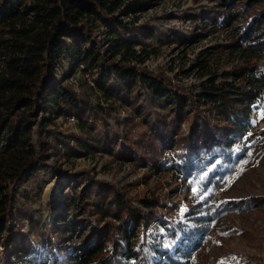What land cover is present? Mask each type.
I'll use <instances>...</instances> for the list:
<instances>
[{"label": "trees", "instance_id": "16d2710c", "mask_svg": "<svg viewBox=\"0 0 264 264\" xmlns=\"http://www.w3.org/2000/svg\"><path fill=\"white\" fill-rule=\"evenodd\" d=\"M212 1L216 6L201 16L203 29L197 38L225 33L236 23L234 35L227 36L230 43L215 49L236 55L237 63L231 71L216 74L213 55L206 50L191 71H201L208 79L187 89L145 68V51L125 37L147 1L0 0V264H150L142 244L138 245L139 233L156 220L165 227L172 224L170 235L177 238L181 233V240L172 252L151 248L160 256L153 264H191L193 253L204 246L219 218L239 208L190 202L185 224L169 220L163 211L174 208L159 197L143 198L136 205L128 192L103 182L100 193L114 194L113 201L90 208L89 184L63 203L59 217L63 221L75 207L98 220L78 247L64 245L42 253L26 245L22 233L28 211L23 199L28 195L20 193V188L40 172L54 171L50 164L54 154L76 150L82 156L92 148L80 135H64L55 127L58 118L75 117L81 132L89 126L96 130L89 98H80L67 83L81 66L84 73L97 72L94 83L104 100V105H97L101 112L119 115L120 109L131 110L115 121V129H126L120 138L116 135L123 157L156 173L173 172L182 184L188 183L186 192L200 179L201 170H208L218 159L231 164V169L210 174L206 183L202 181L205 188L218 186L247 158L250 149L243 147L238 157L235 148L250 130L253 107L264 93V71L259 70L264 57V0ZM99 28L103 33H96ZM202 112L207 117H201ZM139 124L147 131L133 139ZM165 152L172 154L163 157ZM85 173L79 171L77 176ZM249 203L255 208L258 199ZM80 225L84 232L90 227ZM18 234L22 244L15 246Z\"/></svg>", "mask_w": 264, "mask_h": 264}, {"label": "rangeland", "instance_id": "374dc122", "mask_svg": "<svg viewBox=\"0 0 264 264\" xmlns=\"http://www.w3.org/2000/svg\"><path fill=\"white\" fill-rule=\"evenodd\" d=\"M143 1H147L146 9L137 14V23L131 26L132 31L125 37L137 49L145 51L147 60L144 67L149 71L165 75L172 83L188 89L199 86L208 79L207 76H201V71H191L197 58L206 50H210L213 55L211 62L216 74L231 71L235 66L238 57L229 55L223 48L215 49V46L230 43L231 38L227 36L234 35L236 23L225 33L197 38V32L202 33L203 29L200 18L216 6L215 2ZM133 18L130 16L128 21H132ZM96 33H103L102 29H97ZM64 66L68 72L70 65L66 63ZM80 69L67 83L80 98L81 96L89 98L90 106L94 107L89 108V113L91 118L94 115V120L91 121L96 130L89 126L86 131L81 132L77 120L73 123L65 117L58 118L55 127L64 135L74 133L80 135V138L92 148L84 151L87 153H82V156L75 154L76 150L71 154H67L66 150L64 154H54L50 159V164L56 167L54 171L40 172L20 188V193L28 195L23 199L28 208L24 216L26 226L22 231L26 235L25 244H31L42 253H51L64 245L78 247L87 233L97 227L98 220L94 216H88L81 208L75 207L76 210L71 209L68 219L63 221L59 219L63 214V203L74 195L78 196L89 184H92V187L86 193V201L90 208L109 203L113 201L114 194L100 193L104 186L103 182H106L128 192L136 205L140 204L143 198L159 197L169 208H174L163 211L169 220L185 224L189 223L186 219L190 202H211L219 207L239 206L237 210L227 211L219 218L215 228L207 234L208 240L204 246L193 253L191 264H264V93L253 107L250 130L243 141L237 144L238 148H235V156L238 157L241 156L243 147L250 149L247 158L230 174H226L218 186L211 185L205 188L202 181L206 183L210 174L220 172L225 174L226 170L231 169V164L223 162L222 158L218 159L208 170L205 168L201 170L200 179L194 182L188 193L186 192L188 183L182 184V180L173 172L156 173L154 171L157 170L145 167L135 159L123 157L121 141L116 139V135L119 134L120 138L126 129H115V121L117 116H126L131 110L120 109L119 115L115 112L112 114L101 112L97 105H104V100L96 85L92 86L83 78ZM259 70L264 71V57L259 63ZM94 73L91 74L92 78L97 77V72ZM138 91L142 92L144 97L150 98L144 88H139ZM146 101L142 100L141 103ZM201 117H207V114L202 112ZM183 127L189 129L184 125ZM144 131H147V127L137 125L133 129V139ZM75 144L73 140L71 147L74 148ZM170 154L172 152H165L163 157ZM79 171L86 173L77 176ZM179 187L183 189L181 192H177ZM257 199V206L253 208L249 202L255 203ZM81 223L90 225L86 232L81 228ZM66 224L71 228H65L69 227ZM60 228H63L62 232ZM170 229L172 224L165 227L156 220L147 231H140L138 245L142 244L143 254L147 256L150 264L160 259L151 248L172 252L181 240V233L177 238H173ZM21 244L18 234L14 245Z\"/></svg>", "mask_w": 264, "mask_h": 264}, {"label": "built area", "instance_id": "2783aa9c", "mask_svg": "<svg viewBox=\"0 0 264 264\" xmlns=\"http://www.w3.org/2000/svg\"><path fill=\"white\" fill-rule=\"evenodd\" d=\"M145 65V64H144ZM83 68V67H82ZM82 68L79 70L82 72ZM58 72V75L61 76L62 75V71H57ZM83 73V78H85L87 80L88 83H90L92 86L95 85L94 81H92V79H95V78H92L93 76L91 75V73L87 72V73ZM95 87V86H94ZM125 115H123L124 117ZM68 120H70L71 122L75 123L76 122V118L75 117H69L67 118Z\"/></svg>", "mask_w": 264, "mask_h": 264}]
</instances>
